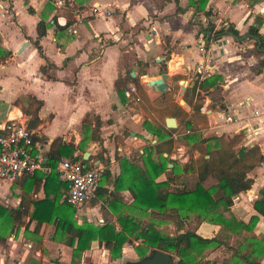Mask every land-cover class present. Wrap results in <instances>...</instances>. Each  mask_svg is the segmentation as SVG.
Wrapping results in <instances>:
<instances>
[{"label":"crops","instance_id":"crops-1","mask_svg":"<svg viewBox=\"0 0 264 264\" xmlns=\"http://www.w3.org/2000/svg\"><path fill=\"white\" fill-rule=\"evenodd\" d=\"M65 1L57 7L50 0H0V128L15 116L28 123L31 114L25 109L29 98L35 96L42 100L39 122L32 127V151L42 156L44 163V168L38 169L51 170L47 158L55 138L74 147L69 156L62 153L61 159L80 157L101 167L100 188L112 192L110 196L97 195L98 201L93 202L94 198L80 207L71 204L78 223L101 225L112 220L119 230L120 213L142 219L141 212L129 207L134 200L131 191L127 187L115 191L121 160L144 167L145 151L158 160L157 144L169 138L170 150L161 148L167 166L156 176L157 181L170 175L172 160L180 164L188 160L196 140L190 137L193 134L197 138L240 134L238 145L257 144L264 153V66L260 65L264 53L257 50L258 35L250 31L253 27L264 36V0ZM211 23L214 29L232 23L238 35L206 36L204 31ZM209 59L210 70L199 78L197 64ZM168 65L164 92L145 84ZM135 79L157 108L153 110L155 118L149 113V104L138 98ZM216 84L221 89L212 97L209 92ZM198 96L202 100L195 110ZM174 102L184 109V116L162 112L165 108L173 111ZM226 114H232V119L227 120ZM167 116L175 117V127L166 125ZM95 121L99 125L93 137ZM164 128L174 131L166 135ZM157 131L165 137H159ZM192 153L194 157L199 154L198 150ZM57 165V177L65 181L59 178ZM248 175L253 178L251 187L234 195L230 207L244 222L257 214L253 231L260 236L264 234V216L253 201L264 186V160ZM29 178L0 180V203L13 209L20 206L22 213L21 223L11 230L0 227V264H102L104 258L116 263L134 257L133 248L140 240L134 236L123 244L121 257L114 261L109 259L105 242L94 239L73 262V247L55 237L54 219L58 217L45 221L46 210L42 217L32 216L35 200L44 198L45 191L43 181L36 186ZM58 179L50 186V197L61 190L58 200L53 198L54 206L48 207L51 213L66 200L67 185L56 188ZM198 223L205 233L197 232L203 236H212L219 229L207 220Z\"/></svg>","mask_w":264,"mask_h":264},{"label":"trees","instance_id":"trees-1","mask_svg":"<svg viewBox=\"0 0 264 264\" xmlns=\"http://www.w3.org/2000/svg\"><path fill=\"white\" fill-rule=\"evenodd\" d=\"M250 31L258 35L260 46L257 50L264 53V36L253 27L250 28ZM204 32L206 36L215 37L223 33L238 35V30L232 23L216 29L211 23ZM260 65L264 66V57L260 59ZM134 83L137 89L139 88L138 98L143 104H149L151 109L149 113L155 118L153 110H157V108L149 103V98L142 90L138 80L135 79ZM220 89V84H216L214 89L208 92L214 97L215 91H220ZM201 100L202 96H198L195 110L198 109ZM41 104L42 100L35 96L29 98L28 106L25 109L26 113L31 114L27 123L29 129L39 122L38 109ZM162 112L175 115L177 112L182 116L185 115L184 109L176 102H174L173 111L165 108ZM148 122L145 120V124ZM98 125V121H95L92 128L93 137L97 134ZM164 129L166 135L174 131V128ZM156 133L161 138L165 137L164 132L157 131ZM190 137L192 140L195 137L196 140L190 146L191 153L188 160L183 164L172 160L171 173L163 181H157L155 178L167 166V156L162 155L161 148L164 146L165 150L169 151L172 146L171 138L157 144L160 152L158 160L151 158L148 149L145 151L144 167L129 163L126 158L121 160L122 172L115 180V191L127 187L134 196L132 205L129 204L130 209L149 215V220L138 219L130 213H120L117 216L119 230L116 229L115 222L112 220H105L101 225H95L89 221L78 223L74 219V205L72 206L66 200L56 206V213H53V210L52 213L48 210V207L51 209L52 205L54 206L53 198L58 200L59 193L61 194V190L60 192L55 190L54 196L50 197V186L58 179L56 165L61 160L62 153L69 156L70 152L74 150L73 144L65 143L61 138H55L51 143L47 158V165L51 167V170L45 172L36 169L22 175L25 178L30 177L29 181L35 183L36 186H39L41 181L44 182L45 197L35 200L32 216L36 219L42 217L41 214L46 210L48 215L44 217L45 221L52 220L54 215L58 217L56 220L54 219L56 223L55 237L73 247V262H77L81 252L90 247V243L94 239L104 241L110 250L111 258H118L122 254L123 244L128 238L134 236L141 241L135 245V249L142 256L149 249L162 248L176 254L177 258L173 264H261V259L264 256V234L259 236L253 231L259 218L258 215L254 214L248 222H244L233 215L230 206L233 203L234 195L251 187L253 178L248 175V172L264 160V153L257 144L238 145L240 134L232 137L211 135L200 138L193 134ZM194 150L199 152L197 157L193 156ZM128 169H130L129 173L124 174V170ZM192 176L194 181L192 180L191 183L189 178ZM58 183L55 185L56 188L61 184L67 185L65 181L59 179ZM111 192L107 188H100L99 185L97 195L100 197L102 194L108 193L110 196ZM259 192L260 195L253 201V206L264 216V186ZM21 214L20 206L13 209L0 203L1 229L11 230L15 225H18L17 222L21 223ZM190 214L198 222L207 220L219 225L218 231L212 236H203L196 229L181 230ZM164 216L174 218L178 228L176 235L169 236L162 232L159 224L165 220ZM243 233L245 235H242ZM234 234L242 235V237L232 243L231 238ZM219 246L230 249V256L222 258L220 261L206 258L205 253L208 250L211 251Z\"/></svg>","mask_w":264,"mask_h":264},{"label":"built area","instance_id":"built-area-1","mask_svg":"<svg viewBox=\"0 0 264 264\" xmlns=\"http://www.w3.org/2000/svg\"><path fill=\"white\" fill-rule=\"evenodd\" d=\"M55 6H63L65 0H50ZM95 11L96 7L93 8ZM53 22V20H50ZM73 30V28H68ZM204 43H202V47ZM211 68V60L203 61L196 66L199 78L205 76ZM134 89L133 86L130 88ZM231 120L232 114H226ZM33 131L25 119L15 116L7 120L0 128V180L13 182L19 176L44 168L43 157L32 151ZM60 179L67 183L66 200L80 207L97 197L100 185L101 167L91 165L80 157L62 158L57 165Z\"/></svg>","mask_w":264,"mask_h":264},{"label":"rangeland","instance_id":"rangeland-1","mask_svg":"<svg viewBox=\"0 0 264 264\" xmlns=\"http://www.w3.org/2000/svg\"><path fill=\"white\" fill-rule=\"evenodd\" d=\"M179 60L177 59L176 60V62H178ZM177 87L176 88H174V89H172V91L174 92V91H177ZM190 179V182L192 183L193 181H194V177L192 176V177H190L189 178ZM193 180V181H192ZM95 201H98V199L96 198V199H94V201L93 202H95ZM85 208V207H84ZM103 208V207H102ZM105 212V208H103V213ZM85 215V214H84ZM145 214H141V218L143 219V220H145V221H148L149 220V215H145ZM150 215H152V214H150ZM85 216H87V215H85ZM159 217V216H158ZM165 220L164 221H161V224H159V226H160V228H161V230H162V232L163 233H165V234H167V235H169V236H174V235H176V233H177V231H178V228H177V225L175 224V222H174V218H172V217H167V216H164L163 217ZM200 226V223H198V220L196 219V218H194L193 217V215L192 214H190V217L187 219V220H185V222H184V224L182 225V229L181 230H186V229H196V230H199V231H201V232H203V233H205V231L201 228V226ZM244 235V234H243ZM241 237H242V235H239V236H236L235 238H233L232 240H231V242L232 243H235L236 242V240L237 239H241ZM139 242H141L140 240H138ZM129 247L130 246H128V244L126 245V250L127 249H129ZM133 249H135V247L133 248ZM151 249H149V250H147V253L150 251ZM135 255H134V257L133 258H130L129 256H127V257H124L120 262L118 261V262H108V260H107V258H104V262L102 263V264H123V262L125 261V260H127V258L128 259H136V258H139V257H141L142 255H141V253H139L138 252V250H136L135 249ZM174 254V257H175V259L177 258L176 257V254L175 253H173ZM205 255H206V258L207 257H209V258H213V259H216V260H221L222 258H225V257H227V256H230V249H228L227 247H224V246H219V247H216V248H214L213 250H211V251H207V253H205ZM126 256V255H125ZM101 257V256H100ZM121 257V256H120ZM109 259H111L110 261H114V260H117V259H113V258H111V257H109Z\"/></svg>","mask_w":264,"mask_h":264},{"label":"water","instance_id":"water-1","mask_svg":"<svg viewBox=\"0 0 264 264\" xmlns=\"http://www.w3.org/2000/svg\"><path fill=\"white\" fill-rule=\"evenodd\" d=\"M169 67L170 65H168L167 69L160 70L158 75L149 78L147 81H145V84L147 86H152L155 90L164 92L167 88L166 79L168 77L167 71ZM132 74L134 75V72H132ZM182 82L183 81L180 80L181 84H183ZM181 88L184 89L183 85H181ZM180 93H182V91H179L178 94ZM179 101L183 102V98H180ZM165 123L168 127H175L177 125L174 116H167L165 118ZM87 154L88 151L85 152L84 157ZM174 262H175V257L172 252L162 248L155 247L151 249L148 253H146L145 255L139 258L125 260L123 264H173Z\"/></svg>","mask_w":264,"mask_h":264},{"label":"bare ground","instance_id":"bare-ground-1","mask_svg":"<svg viewBox=\"0 0 264 264\" xmlns=\"http://www.w3.org/2000/svg\"><path fill=\"white\" fill-rule=\"evenodd\" d=\"M179 58H181V57H179ZM172 62H173V61H171V67H172ZM182 83H183V82H182Z\"/></svg>","mask_w":264,"mask_h":264}]
</instances>
